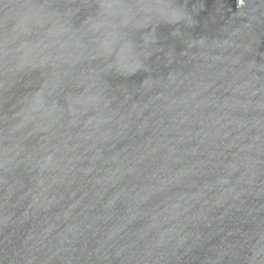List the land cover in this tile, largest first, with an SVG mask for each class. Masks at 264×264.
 <instances>
[{
    "label": "water",
    "instance_id": "water-1",
    "mask_svg": "<svg viewBox=\"0 0 264 264\" xmlns=\"http://www.w3.org/2000/svg\"><path fill=\"white\" fill-rule=\"evenodd\" d=\"M0 264H264V0H0Z\"/></svg>",
    "mask_w": 264,
    "mask_h": 264
}]
</instances>
